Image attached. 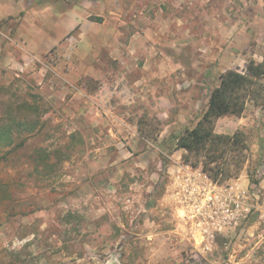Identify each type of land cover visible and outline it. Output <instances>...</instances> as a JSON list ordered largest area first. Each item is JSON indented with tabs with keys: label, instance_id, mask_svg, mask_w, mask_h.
Instances as JSON below:
<instances>
[{
	"label": "rangeland",
	"instance_id": "obj_1",
	"mask_svg": "<svg viewBox=\"0 0 264 264\" xmlns=\"http://www.w3.org/2000/svg\"><path fill=\"white\" fill-rule=\"evenodd\" d=\"M128 8L116 21L122 33L111 37L121 48L101 54L112 64L109 77L71 80L73 68L63 56L34 57L0 34L26 55L0 65V117L26 101L38 107L42 122L24 147L0 161V258L13 252L41 264H264V192L258 190L264 159L252 152L256 141L264 144V106L258 105L260 124L238 127L251 146L239 176L217 181L239 182L256 207L209 241L171 196L187 162L170 158L173 142L159 144L195 124L239 53L262 49L264 0H130ZM155 60L163 62V78L140 82V74L155 71ZM155 85L162 115L148 97ZM85 102L86 112L75 115ZM170 119L178 129L167 126ZM235 127L231 119L216 126L226 133ZM75 130L86 144L64 162L62 175H28L37 149H54Z\"/></svg>",
	"mask_w": 264,
	"mask_h": 264
},
{
	"label": "crops",
	"instance_id": "obj_2",
	"mask_svg": "<svg viewBox=\"0 0 264 264\" xmlns=\"http://www.w3.org/2000/svg\"><path fill=\"white\" fill-rule=\"evenodd\" d=\"M129 1L0 0V34L12 36L13 40L21 43L23 49L34 57H41L50 51L59 54L61 57L63 56L66 59L65 62H68L73 68L70 72L72 74L71 80H81L80 82H82L88 77H96L97 79L102 76H113L110 60L106 61L102 59L101 54L104 51L113 52L121 48V44L111 42V37L113 36L115 38L114 36H119L122 33V28L118 27L116 21L125 18V10H129ZM92 16L100 17V19L93 18ZM8 43H5L4 39L0 37L1 66L10 61L21 62L26 56L23 53L21 54L18 50L19 48L17 49L11 43ZM122 45L124 48L130 49L128 45ZM248 55H251L259 61L263 60L264 44L260 50L249 48L246 52L239 53L238 64L230 67L240 66L243 68L249 57ZM24 61L27 62L26 59ZM153 63L155 71L150 75L140 74L138 76L140 82H149V84L150 82H154L156 84L163 78V62L155 60ZM143 67H151V64H148V61H144ZM120 74L124 73L122 72ZM218 83L219 79L216 85ZM147 90L150 93L148 97L152 95L154 99V104L151 107L155 109L158 115H162L163 112L159 109V104H161L160 100H163L162 93L157 88V85L152 87L151 90ZM75 96L78 97L77 94ZM248 106L242 115H226L220 117L218 122L223 119L224 121L231 119L236 123L234 130L238 127H254L260 124V121L256 119L257 114L261 113L260 107L257 105V108H249ZM88 107L87 102L85 104L83 103V106H78V111L75 112V115L77 113L78 115L85 113ZM167 126L172 127V129H178L177 119H170V123ZM134 129L136 130L137 128L134 127ZM184 129H181L180 133ZM176 139L177 136L165 138L164 140L161 139L159 144L167 145L173 142L174 153L170 158H173V161H180L182 159L183 149L177 148ZM151 145L155 144L151 143ZM252 152L258 160H263L264 144L256 141L252 145ZM250 183L251 186L257 184ZM258 184L260 185L258 190L264 192V176ZM258 184L257 186H259Z\"/></svg>",
	"mask_w": 264,
	"mask_h": 264
},
{
	"label": "trees",
	"instance_id": "obj_3",
	"mask_svg": "<svg viewBox=\"0 0 264 264\" xmlns=\"http://www.w3.org/2000/svg\"><path fill=\"white\" fill-rule=\"evenodd\" d=\"M250 102L264 106V59L251 58L243 68H228L221 72L219 83L212 88L199 119L177 136L176 146L183 149V160L201 166L215 181L239 176L251 151L248 134L239 128L230 133L219 132L216 126L220 117L242 115ZM6 115L0 117V161L7 160L13 152L24 147L28 137L42 127L39 109L30 102L16 103ZM85 144L81 132L75 130L68 141L54 149H37L29 162L32 169L28 175L39 180L62 175L64 162ZM1 189L4 191L3 186ZM67 215L73 216L71 212ZM39 259L24 260L21 255L11 252L6 259L0 258V264H41Z\"/></svg>",
	"mask_w": 264,
	"mask_h": 264
},
{
	"label": "built area",
	"instance_id": "obj_4",
	"mask_svg": "<svg viewBox=\"0 0 264 264\" xmlns=\"http://www.w3.org/2000/svg\"><path fill=\"white\" fill-rule=\"evenodd\" d=\"M171 194L199 227L202 241L214 232L237 225L256 206L250 190L239 182L220 185L201 167L180 164Z\"/></svg>",
	"mask_w": 264,
	"mask_h": 264
}]
</instances>
